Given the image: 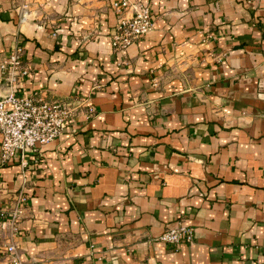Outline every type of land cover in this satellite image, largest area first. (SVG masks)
Returning <instances> with one entry per match:
<instances>
[{
  "label": "crops",
  "instance_id": "obj_1",
  "mask_svg": "<svg viewBox=\"0 0 264 264\" xmlns=\"http://www.w3.org/2000/svg\"><path fill=\"white\" fill-rule=\"evenodd\" d=\"M114 1L0 0L14 94L95 111L24 174L0 161V212L27 183L19 264H264V0H130L153 27L118 53ZM178 223L192 243L160 242Z\"/></svg>",
  "mask_w": 264,
  "mask_h": 264
},
{
  "label": "built area",
  "instance_id": "obj_2",
  "mask_svg": "<svg viewBox=\"0 0 264 264\" xmlns=\"http://www.w3.org/2000/svg\"><path fill=\"white\" fill-rule=\"evenodd\" d=\"M111 8L117 16L111 46L114 52H123L149 33L153 21L148 7L140 2L115 0ZM131 16L124 17L126 11ZM24 49L16 45L0 62V78L6 84L7 94L0 97V161L6 164L16 161L24 174L30 164L36 162L40 147L54 142L80 114L89 119L92 108L84 109L83 100L46 101L37 94L17 97L14 93L23 84L29 70L23 60ZM84 109V112L82 111ZM27 183L20 186L10 209L0 212V237L6 232L8 243L5 251L12 264H19L16 257L15 239L19 238V223L25 218L28 195ZM193 229L178 223L167 229L159 241L168 245L190 244Z\"/></svg>",
  "mask_w": 264,
  "mask_h": 264
}]
</instances>
